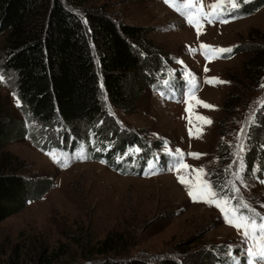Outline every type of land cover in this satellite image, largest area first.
I'll use <instances>...</instances> for the list:
<instances>
[{"label": "rangeland", "instance_id": "1", "mask_svg": "<svg viewBox=\"0 0 264 264\" xmlns=\"http://www.w3.org/2000/svg\"><path fill=\"white\" fill-rule=\"evenodd\" d=\"M173 2L184 5L187 0ZM213 2L199 0L196 6L202 4L204 11H209L208 5ZM238 2L243 4L242 0ZM94 7L104 8L118 21L149 27L155 53H163L165 58V67L155 75L163 82L161 90L146 91L135 112L106 106L120 127L134 135L125 152L133 156L152 153L154 167L147 175L124 174L90 159L83 143L73 152L45 151L27 138L8 143L5 150L18 156L22 163L17 164L27 176L50 178L53 186L44 197L0 222V264H85L133 257L159 264L166 257L181 258L188 248L187 240L197 235L203 236L201 242L231 246L232 257L245 264L247 243L242 230L226 223L220 208L189 197L174 167L175 150L183 151L182 162L190 166L180 169V175L195 180L198 174L193 170L203 167L201 178L212 183L218 199L233 197L229 207L239 210L246 203L258 219L264 216V172L255 167V176L248 178L244 162L250 126L264 106V76L259 85L247 81L242 84L241 77L243 64L252 54L249 49L264 43V6L248 16H239L238 8L233 13L238 18L225 16L228 23L204 20L199 37L196 27L164 0H89L73 9L84 17L87 9ZM4 39L0 34V76L4 77L0 104L18 119L23 117L21 102L18 106L13 75L4 72ZM202 43L217 48L240 46L241 50L218 56L210 53L211 59L203 51L189 50L199 49ZM210 77L228 83L205 82ZM190 91L215 107L196 104L190 100ZM232 94L233 100L227 104L238 105L227 116L224 101ZM189 103L193 105L192 125L186 112ZM196 115L212 122L197 120ZM200 126L202 132L198 131ZM189 127L196 134L190 136ZM50 152L61 163L54 162ZM189 153L202 155L197 158ZM65 160L67 166H61ZM110 233L121 236L124 242L115 252L99 254L98 242Z\"/></svg>", "mask_w": 264, "mask_h": 264}, {"label": "trees", "instance_id": "2", "mask_svg": "<svg viewBox=\"0 0 264 264\" xmlns=\"http://www.w3.org/2000/svg\"><path fill=\"white\" fill-rule=\"evenodd\" d=\"M88 1L0 0L3 67L6 74L13 75L23 115L15 119L0 104V222L44 197L53 186L50 178L32 179L20 169L18 156L5 150L12 141L27 138L42 150L64 152H73L83 143L90 159L106 161L128 175H144L152 157V153L124 155L134 135L120 127L106 106L135 112L146 91L161 88L163 82L155 75L165 67L163 53H155L147 26L118 21L102 7L87 9L84 17L73 9ZM263 6L264 0H252L243 3L237 13L248 16ZM249 50L252 54L243 64L241 83L259 85L264 76V43ZM230 100L233 94L224 101L227 116L238 105L229 107ZM260 113L248 134L244 158L248 178L255 176V167L264 172V106ZM118 157L122 159L118 161ZM249 209L239 210L253 212ZM202 237L187 240L181 258L166 257L159 264L232 261L228 246L201 242ZM122 242L121 236L110 233L98 242L96 250L102 255L115 252ZM85 264L149 263L133 257Z\"/></svg>", "mask_w": 264, "mask_h": 264}, {"label": "snow or ice", "instance_id": "3", "mask_svg": "<svg viewBox=\"0 0 264 264\" xmlns=\"http://www.w3.org/2000/svg\"><path fill=\"white\" fill-rule=\"evenodd\" d=\"M166 4L171 5L172 7L176 8L177 11L181 12L183 16H185L187 22L192 24L196 27L197 36L199 37L203 30V21L207 20L208 23H215L216 20H219L221 23H228L229 20L225 18L226 15H230L232 19L238 18L237 16L233 15L236 9L241 7V3L238 0H214L213 3L208 5L209 11H204V7L200 4L199 7L196 4L199 0H187L186 4L184 5H176L173 0H164ZM243 3L249 2V0H242ZM189 9L185 11V9ZM191 52L195 53L196 51L200 50L203 51L205 56L209 59L213 58L212 54L222 55L224 53H231L232 48H223V47H214L207 44H201L199 49L190 48ZM179 63H183V61H179ZM205 71H209L207 67H205ZM188 75L195 79L192 74L188 73ZM4 80L3 76H0V82ZM215 81L216 83H228L226 81L220 80L218 77H210L205 80L207 83H212ZM103 85L101 84V88ZM261 88H264V84L261 85ZM15 95V94H14ZM190 100H194L196 104L202 105L205 108H214V105L208 104L202 100H199L198 97L192 95L191 91L189 92ZM19 106V100H17ZM193 105L189 103V106L186 108V112L189 113V124L192 125L191 117L194 115L192 112ZM197 120H202L204 123L210 124L212 121L208 117H203L200 115H196ZM202 126L199 127L198 131L202 132ZM244 130H241V133ZM196 133L193 131V127H189V135L192 136ZM239 149L242 152L244 149L243 144L239 145ZM100 149H97L99 151ZM135 151H140V149H135ZM166 151L171 155L172 150L166 149ZM177 163L174 167L178 173V180L181 184L186 185L188 189V195L194 202H204L209 205H215L216 207L220 208L221 212L224 213L225 221L231 226L236 227L238 230H242V237L247 243L246 247V261L245 264H264V216L259 218L257 221L255 216H249L244 213H240L235 206L229 207L228 203L230 199L233 197H218V193L214 190L213 185L210 181L202 179L201 177L205 174V170L203 167L200 169H194L198 175L195 180H188L184 175H180V169H188L190 168L189 165L182 162V157L184 155L181 149L175 150ZM50 156L54 159V162L61 163L60 159L54 154L49 153ZM63 155V154H61ZM125 156L130 155V152H125ZM188 155H192L194 157L199 158L202 154L200 153H189ZM239 156V152L237 153ZM87 158V157H85ZM118 157V161H119ZM67 160L64 161L61 166H67ZM101 163H106V161H101ZM154 165L152 162H149V169H153ZM148 174L147 172L145 173ZM152 174H155L153 171ZM237 178H239V173H236ZM264 182V181H262ZM234 191H239V189H234ZM223 205V206H222ZM244 208H249L248 204L241 205ZM252 211L251 209H249ZM228 255L232 258V264H240L239 261L235 260L232 257L231 246H229Z\"/></svg>", "mask_w": 264, "mask_h": 264}]
</instances>
